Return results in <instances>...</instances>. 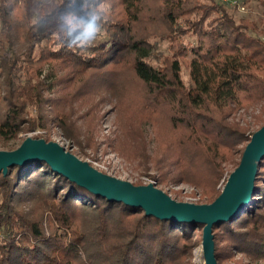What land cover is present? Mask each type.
<instances>
[{
  "label": "trees",
  "instance_id": "trees-1",
  "mask_svg": "<svg viewBox=\"0 0 264 264\" xmlns=\"http://www.w3.org/2000/svg\"><path fill=\"white\" fill-rule=\"evenodd\" d=\"M28 3L0 0L10 49L0 53V147L37 129L50 141L59 129L84 149L73 103L93 102L86 114L100 117L106 103L113 151L148 165L153 124L160 144L149 177L212 202L253 133L233 115L264 102L259 23L236 20L218 0H57L34 20ZM44 70L76 80L72 96L47 97ZM203 228L110 200L44 160L0 171V264H200ZM212 228L217 264L239 253L264 262V158L249 203Z\"/></svg>",
  "mask_w": 264,
  "mask_h": 264
},
{
  "label": "water",
  "instance_id": "water-1",
  "mask_svg": "<svg viewBox=\"0 0 264 264\" xmlns=\"http://www.w3.org/2000/svg\"><path fill=\"white\" fill-rule=\"evenodd\" d=\"M264 158V124L251 134L239 165L229 174L221 193L210 203L173 199L155 182L136 185L107 174L88 160L67 150L58 141L26 137L12 149H0V171L12 164L44 160L71 181L110 200L140 207L147 215L161 219L204 224L201 242L205 264H217L213 224L239 215L251 200L260 162Z\"/></svg>",
  "mask_w": 264,
  "mask_h": 264
},
{
  "label": "rangeland",
  "instance_id": "rangeland-1",
  "mask_svg": "<svg viewBox=\"0 0 264 264\" xmlns=\"http://www.w3.org/2000/svg\"><path fill=\"white\" fill-rule=\"evenodd\" d=\"M53 1L57 0H29L27 5L31 18L34 20L36 13L44 3H52ZM205 1L209 2V0ZM218 1L232 14L236 20L256 21L259 23L260 27L263 28L261 36L264 37V0ZM20 4H24V2H20ZM5 38L4 25L0 19V53L5 52L6 50L10 51V49H7L8 41ZM41 78L45 80L47 88H49V91L46 92V95L49 98H58L60 96L70 97L76 88L77 81L74 79L71 80L64 71L58 70L56 77L54 73L49 74L48 70H44ZM91 103L93 102H88L87 100H76L73 103V118L76 119L78 125L82 126V134L86 140L84 149L77 147L75 144L63 137L59 129H54L51 140L58 141L61 145L65 146L67 150L76 154L83 160H88L97 169L107 174L129 180L136 185H139L137 184L138 181H142V184L155 182L151 179V177H149L148 174H155L157 172V169L153 163V159L159 156L158 148L160 140L158 139L155 132L156 127L153 124H148L145 128L148 150L150 151L149 153L151 155L149 164L145 165L139 159L130 156L126 151L122 150L116 152L108 146V137L111 136V131L115 127V116L114 113L110 111L111 105L106 103H99V105H97L101 110L100 117L94 115L91 112L86 114V112L90 109ZM3 105L4 103L1 99L0 87V111ZM105 111L107 113L104 115L103 112ZM262 113H264V102H258L254 106L243 109L234 114L232 120L249 126L250 131L254 132L264 124V119L261 121V123H259L258 116ZM78 116L82 117L77 118ZM44 134L45 132L42 129L25 132L21 134L19 139L12 140L8 144L18 147L26 137L31 136L34 138H40V135ZM0 149L4 148L0 147ZM146 172H148V174ZM156 185L167 192L173 199L178 201L201 203L199 202V195H193V188L188 184H174L173 182H166L156 183ZM195 234L197 236V232H195ZM194 261L200 264L205 263L201 244L198 245L194 250ZM224 264H264V262L254 261L247 255L239 253L235 254L232 259H228Z\"/></svg>",
  "mask_w": 264,
  "mask_h": 264
},
{
  "label": "clouds",
  "instance_id": "clouds-1",
  "mask_svg": "<svg viewBox=\"0 0 264 264\" xmlns=\"http://www.w3.org/2000/svg\"><path fill=\"white\" fill-rule=\"evenodd\" d=\"M77 31H79V29H77Z\"/></svg>",
  "mask_w": 264,
  "mask_h": 264
}]
</instances>
